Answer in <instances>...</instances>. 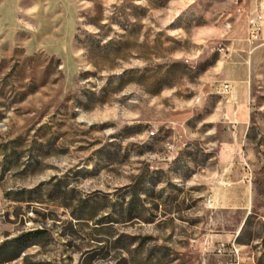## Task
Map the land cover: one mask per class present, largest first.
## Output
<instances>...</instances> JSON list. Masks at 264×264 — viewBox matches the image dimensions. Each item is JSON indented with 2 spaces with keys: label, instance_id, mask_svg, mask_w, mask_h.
Segmentation results:
<instances>
[{
  "label": "rangeland",
  "instance_id": "obj_1",
  "mask_svg": "<svg viewBox=\"0 0 264 264\" xmlns=\"http://www.w3.org/2000/svg\"><path fill=\"white\" fill-rule=\"evenodd\" d=\"M6 240L0 264H264V41L246 17L0 0Z\"/></svg>",
  "mask_w": 264,
  "mask_h": 264
},
{
  "label": "built area",
  "instance_id": "obj_2",
  "mask_svg": "<svg viewBox=\"0 0 264 264\" xmlns=\"http://www.w3.org/2000/svg\"><path fill=\"white\" fill-rule=\"evenodd\" d=\"M235 12L239 16L246 17L248 39L250 42L255 43L261 41L262 33L264 30V0H257L256 6L251 8L246 0H228ZM233 90V83L231 81H225L221 84L219 92H222L223 96H228ZM202 99L198 96V102ZM151 135H155V131L151 130ZM170 149H173L171 147ZM209 207H213V203L209 204Z\"/></svg>",
  "mask_w": 264,
  "mask_h": 264
},
{
  "label": "crops",
  "instance_id": "obj_3",
  "mask_svg": "<svg viewBox=\"0 0 264 264\" xmlns=\"http://www.w3.org/2000/svg\"><path fill=\"white\" fill-rule=\"evenodd\" d=\"M246 2L248 3V5L251 8H254L256 6L257 0H246ZM261 41H264V30H263V33H262ZM237 88L243 91L245 89V85L244 84L239 85V86H237ZM241 102H244V98L241 99ZM238 113H240L241 117L243 119H245V117H246V109H245V105L244 104L239 106L238 111L236 112V115ZM227 116L230 118L229 115H227Z\"/></svg>",
  "mask_w": 264,
  "mask_h": 264
},
{
  "label": "trees",
  "instance_id": "obj_4",
  "mask_svg": "<svg viewBox=\"0 0 264 264\" xmlns=\"http://www.w3.org/2000/svg\"><path fill=\"white\" fill-rule=\"evenodd\" d=\"M10 242L8 241V240H6V241H4L1 245H0V251L1 250H3V249H5L7 246H8V244H9ZM21 255V252H20V250L18 251H12L11 252V255L10 256H5L3 259H2V261H9V260H12V259H15V258H18L19 256Z\"/></svg>",
  "mask_w": 264,
  "mask_h": 264
}]
</instances>
